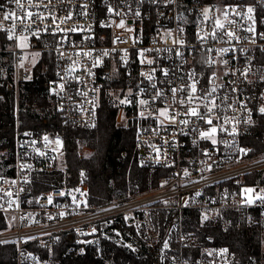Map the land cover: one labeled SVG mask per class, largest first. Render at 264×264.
Returning a JSON list of instances; mask_svg holds the SVG:
<instances>
[{
  "label": "built area",
  "instance_id": "obj_1",
  "mask_svg": "<svg viewBox=\"0 0 264 264\" xmlns=\"http://www.w3.org/2000/svg\"><path fill=\"white\" fill-rule=\"evenodd\" d=\"M21 3L22 8L0 0V86L6 84L17 92L47 56L54 70L47 82L48 101L61 122L74 128L92 127L101 100L107 97L119 106L118 124L125 129L135 126L136 159L146 169L147 179L144 186L129 183L120 197L104 204L88 201L85 189L79 188L55 186L35 194L31 187L35 172L63 168V141L47 132L21 129L16 123L13 151L7 152L11 172L0 177V213L7 223L0 230V244L15 245L19 264H41L37 249L51 248L63 236L70 242L69 250L77 254L100 251L105 225L122 220L143 229L148 237L157 236L148 241L154 249L159 230L150 216L173 210L177 219L170 238L173 247L169 243L167 247L172 250L167 254L169 263L255 264L254 259L240 261L225 247L203 245L195 231H184L181 213L197 211L202 222L217 224L222 232L264 225V202L247 203L250 197L264 195V187L245 184L248 175L264 170V115L259 111L264 107V0ZM109 7L114 12L109 13ZM248 7L254 9L252 19ZM205 8L210 10L208 19L203 16ZM9 11L18 16L32 13L24 24L15 22L11 40L8 31L13 29V21L2 18ZM217 19L224 29L217 30L218 38L213 39ZM121 21L123 28L117 26ZM228 31L233 37L226 35ZM206 33L207 38L201 40ZM23 37L26 47L20 46ZM45 70L42 63L41 72ZM193 80L198 82V99L188 104L190 88L186 86ZM173 87L186 91H178L174 98ZM157 90L163 95L156 97ZM140 100L146 103L141 105ZM212 102V125L185 115L188 108L198 107L208 116ZM163 109L175 116V122L159 115ZM185 119L187 125L181 123ZM249 120L251 123L246 122ZM212 126L217 128L215 144L200 136ZM246 188L254 192L245 193ZM192 247L200 249L199 257L184 255ZM224 249L228 251L222 255Z\"/></svg>",
  "mask_w": 264,
  "mask_h": 264
},
{
  "label": "trees",
  "instance_id": "obj_2",
  "mask_svg": "<svg viewBox=\"0 0 264 264\" xmlns=\"http://www.w3.org/2000/svg\"><path fill=\"white\" fill-rule=\"evenodd\" d=\"M202 1L226 3L232 0ZM42 63L46 64L45 72H41ZM53 74L51 60L43 56L34 68L32 79L23 83L17 92L6 84L0 86V150L13 151L16 123L21 129L47 132L63 141V168L35 172L31 182L33 193L55 186L79 188L85 189L88 201L104 204L120 197L129 183L139 182L144 186L147 172L136 159L135 126L125 129L118 124L119 106L103 96L94 127L64 125L48 101L47 82ZM82 147L92 149V155L85 157ZM11 161L10 156L4 161L2 175L11 172ZM245 184L264 187V170L248 175ZM176 219L177 213L173 210H160L150 216L154 228L159 230V243L154 249L139 234L143 229L117 220L105 225L100 251L77 254L69 250L70 242L63 236L53 247L40 248L37 252L41 264H171L168 255L172 250L166 248L161 252V247L163 239L172 235ZM181 225L184 231H195L203 245L225 247L242 262L254 259L255 264H264V225L251 230L230 228L222 232L217 224L202 222L197 211L186 210L181 213ZM6 227L5 217L0 213V230ZM169 244L173 247L172 240ZM200 254L197 247L184 250V255L191 259ZM0 264H19L13 243L0 244Z\"/></svg>",
  "mask_w": 264,
  "mask_h": 264
},
{
  "label": "snow or ice",
  "instance_id": "obj_3",
  "mask_svg": "<svg viewBox=\"0 0 264 264\" xmlns=\"http://www.w3.org/2000/svg\"><path fill=\"white\" fill-rule=\"evenodd\" d=\"M12 2H14V3H15L18 7H20V8L23 7V5H22V3H21V0H9V3H12ZM28 2L31 3V0H28ZM154 2H158V0H154ZM166 3H175V0H166ZM0 7H3V5H0ZM209 11H210V10L207 9V8H205V9L203 10V16H204L205 19H208ZM227 11H228V9L226 8V9H225V12H224V17H225V19H227ZM232 11H235V9H232ZM253 11H254V9H253L252 7H248V8H247V13L249 14V17H248L249 19H252L251 13H253ZM108 12H109V13H112V12H114V9L111 8V7H109V8H108ZM117 14H119V13H117ZM135 15L139 16V15H140V12H136ZM31 17H32V13H31V12H27V13L25 14V16H18L15 12H12V11H9V12H7V13H3V16H2L3 20H5V21H7V20H12V21H13V29L8 31V39L11 40V39H13V37H14V34H15V27H16L15 22H16L17 20L20 21L21 24H24V20H25L26 18H27V19H30ZM70 18H71L70 16H69V17H66L65 20H66V19H70ZM55 19H56V18L53 17V20H55ZM101 26L103 27V26H106V25L102 24ZM117 26L123 28V27H125V24H124L123 21H121ZM25 27H27V25H25ZM223 29H224V24H223L219 19H217V20L215 21V29H213V31L211 32V36H212V38H213V39L218 38L217 35H216V31H217V30H223ZM128 30L131 31L130 28H129ZM249 30H254V29H249ZM71 31L75 32L76 29L73 28V29H71ZM208 35H209V34L206 33L205 35L200 36V39H201V40H204V39L207 38ZM226 35H227L228 37L231 38V37H233L234 34H233L231 31H228V32L226 33ZM174 42H175V43H180V44L183 43L182 41H174ZM20 46H21V47H26L27 45L24 44V43H21ZM222 51H226V50H222ZM86 55H91V53H86ZM105 55H107V53H105ZM177 55H181V53L178 52ZM141 56H143V53H141ZM96 63L98 64L99 61H97ZM148 63L151 64L152 61L149 60ZM94 66H96V65L94 64ZM163 74H164L165 76H168V75H169V73H168L167 70H164ZM142 75H144V74L142 73ZM189 75H190V76H194V73H193V74H189ZM243 75L246 76V75H247V72L243 73ZM147 78L151 81V80L153 79V76H152L151 74H149V75L147 76ZM197 83H198L197 81L193 80V82H192L190 85L186 86L187 88H190V92H189L188 97H187V103H188V104H191V103L193 102L194 99H198V97L195 96V94H196V92H197ZM152 86L155 87V84H153ZM63 87H64L63 85H60V89H61V90H63ZM171 91H172V93H173V97L175 98L176 93H177L178 91H179V92H184V91H186V88H180V89H177V88L173 87V88L171 89ZM211 91L214 93V92L216 91V88L213 87ZM234 91H235V89H234ZM154 95H155L156 97H160V96L163 95V93H162L161 91L157 90V91L155 92ZM208 95H211V93H209ZM201 98H202V97H201ZM126 102H127V101H125V100H121V103H122V104H123V103H126ZM145 103H146V101H144V100H140V104H141V105H144ZM180 103L183 104L184 101H180ZM206 107H207V106H206ZM214 107H215V103H214V102H212V106H211V107H207V112H208V114H209L208 116H206L204 113L199 112V111H198V107H190V108H188L187 111H186V113H185V115L192 116V117H197V118H199V119H205V122H206L207 124L212 125V124H213V119H212V117H211L210 114L213 112ZM259 111H260V113H261L262 115H264V107H261V108L259 109ZM142 115H143V114H142ZM159 115H160L161 117H163L164 119H170L172 122H175V116L170 117L167 109L160 110ZM246 122H247V123H251L250 120H249V121H246ZM181 123L187 125V124L189 123V121H188L187 119H185V120L181 121ZM93 127H94V125H93ZM216 132H217V128H216L215 126H212L209 130H206V131L201 132V133H200V136H201L202 138L211 139L212 142L215 144L216 141H215V139H214V136H215ZM235 132H236V129L233 128V133H232V134H235ZM47 139H48V138L45 137V140H46V141H47ZM60 143H61L60 140L57 139V140H56V144H57V145H60ZM241 152H244V153L246 154V153H247V150H245V149H241ZM186 174H187V173H186ZM25 182H27V179L25 180ZM244 192H245V193H249V194H251V193L254 192V189L246 188V189H244ZM9 195H11V194L9 193ZM254 200H260V201L264 202V195H256L254 198H253V197H250V198L247 199V203L250 205V204H252V203L254 202ZM49 203H51V197H49ZM203 220H204V221H207V220H208V216L205 215V216L203 217ZM164 247H165V248L168 247L167 243H165ZM227 251H228L227 249H224V250H222V253H221V254L223 255V254L227 253Z\"/></svg>",
  "mask_w": 264,
  "mask_h": 264
},
{
  "label": "rangeland",
  "instance_id": "obj_4",
  "mask_svg": "<svg viewBox=\"0 0 264 264\" xmlns=\"http://www.w3.org/2000/svg\"><path fill=\"white\" fill-rule=\"evenodd\" d=\"M23 41H25V38L23 37L22 39H21V43L23 42ZM118 121H120V115L118 114L117 115V122ZM83 148H85L84 150H81V152H82V154L85 156V157H89L90 155H92V153H93V150L92 149H90V148H87V147H82V149ZM7 151L6 150H0V177L2 176V173H3V168H4V161L7 159ZM139 234L142 236V238H144V239H147L149 242L153 239V237H155L156 239H157V236H147L146 235V233H144L143 231L142 232H139ZM168 235V234H167ZM166 236V235H165ZM171 234L170 235H168V237H166L165 239H163V241H162V247H161V252L162 251H164V249H166L165 247H164V245H165V243H167V245H168V243H169V241H170V238H171ZM168 238V239H167ZM158 241H159V239H158ZM262 249H264V238H263V240H262ZM162 254H164V256H165V252H163ZM263 262H264V260H263Z\"/></svg>",
  "mask_w": 264,
  "mask_h": 264
}]
</instances>
